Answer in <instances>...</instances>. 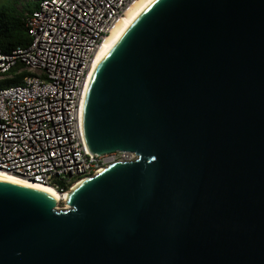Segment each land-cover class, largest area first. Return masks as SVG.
<instances>
[{
    "label": "water",
    "instance_id": "95a60500",
    "mask_svg": "<svg viewBox=\"0 0 264 264\" xmlns=\"http://www.w3.org/2000/svg\"><path fill=\"white\" fill-rule=\"evenodd\" d=\"M91 154L52 193L0 177V264H264V0H155L90 77Z\"/></svg>",
    "mask_w": 264,
    "mask_h": 264
},
{
    "label": "built area",
    "instance_id": "2783aa9c",
    "mask_svg": "<svg viewBox=\"0 0 264 264\" xmlns=\"http://www.w3.org/2000/svg\"><path fill=\"white\" fill-rule=\"evenodd\" d=\"M38 1L26 16L30 43L5 51L0 40V83H11L0 85V169L63 192L135 156L93 155L83 131L96 52L135 0Z\"/></svg>",
    "mask_w": 264,
    "mask_h": 264
},
{
    "label": "bare ground",
    "instance_id": "6f19581e",
    "mask_svg": "<svg viewBox=\"0 0 264 264\" xmlns=\"http://www.w3.org/2000/svg\"><path fill=\"white\" fill-rule=\"evenodd\" d=\"M155 0H135L134 3L131 4L129 9L127 10L126 14L120 19V21L117 23V25L113 28L112 32L108 35V37L105 39L103 44L98 48L96 55H95V61L92 68V71L90 73V77L93 74V72L96 70L98 65L101 63V61L110 53V51L113 49V47L117 44L119 39L122 37L124 32L127 30V28L130 26L131 23ZM90 77L88 79V85L90 82ZM112 163V162H111ZM0 177L4 179H15L30 185L37 186L39 188H42L53 195H55L58 199V208L64 209L69 207L67 203V197L70 190L66 191H60L53 187L52 185L45 184L42 182H35L33 180H30L28 178L13 174L11 172H8L4 169H0ZM65 202V206L62 208L61 202Z\"/></svg>",
    "mask_w": 264,
    "mask_h": 264
},
{
    "label": "trees",
    "instance_id": "16d2710c",
    "mask_svg": "<svg viewBox=\"0 0 264 264\" xmlns=\"http://www.w3.org/2000/svg\"><path fill=\"white\" fill-rule=\"evenodd\" d=\"M38 6V0L26 2V6L23 9L18 7L17 1L0 4V40L5 51H11L19 45H28L30 43V36L26 27V16ZM14 82H21V78H17ZM2 84L11 83H0V85ZM63 188L67 190L69 185Z\"/></svg>",
    "mask_w": 264,
    "mask_h": 264
},
{
    "label": "rangeland",
    "instance_id": "374dc122",
    "mask_svg": "<svg viewBox=\"0 0 264 264\" xmlns=\"http://www.w3.org/2000/svg\"><path fill=\"white\" fill-rule=\"evenodd\" d=\"M11 1H17V3H18V7L20 8V9H23L25 6H26V2H30V1H34V0H0V4H2V3H4V2H11ZM135 156H133V158H134ZM72 187V186H71ZM67 190H70V188L69 189H67ZM66 191V190H65ZM62 208L65 206V202H61V205H60Z\"/></svg>",
    "mask_w": 264,
    "mask_h": 264
}]
</instances>
